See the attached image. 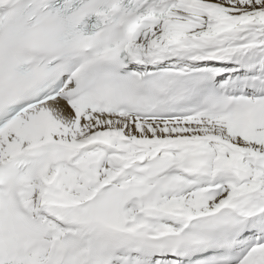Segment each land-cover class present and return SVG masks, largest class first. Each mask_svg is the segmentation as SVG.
Returning <instances> with one entry per match:
<instances>
[{"label":"snow or ice","instance_id":"obj_1","mask_svg":"<svg viewBox=\"0 0 264 264\" xmlns=\"http://www.w3.org/2000/svg\"><path fill=\"white\" fill-rule=\"evenodd\" d=\"M0 264H264V0H0Z\"/></svg>","mask_w":264,"mask_h":264}]
</instances>
